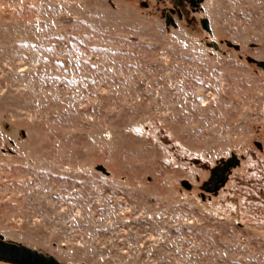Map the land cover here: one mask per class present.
Returning <instances> with one entry per match:
<instances>
[{
  "label": "rangeland",
  "instance_id": "374dc122",
  "mask_svg": "<svg viewBox=\"0 0 264 264\" xmlns=\"http://www.w3.org/2000/svg\"><path fill=\"white\" fill-rule=\"evenodd\" d=\"M0 235L63 264H264V0H0Z\"/></svg>",
  "mask_w": 264,
  "mask_h": 264
},
{
  "label": "water",
  "instance_id": "95a60500",
  "mask_svg": "<svg viewBox=\"0 0 264 264\" xmlns=\"http://www.w3.org/2000/svg\"><path fill=\"white\" fill-rule=\"evenodd\" d=\"M202 0H187L188 7L191 10L196 9ZM172 21V17L167 14L166 22ZM200 25L206 32H210L208 20L206 18L200 19ZM227 46L238 48V45H234L231 42H227ZM238 158L235 155H231L225 161L220 163L215 170L214 177L210 183L204 186L206 191H214L222 184L226 178L228 171L238 164ZM98 170L107 173L102 165L96 167ZM0 261L10 264H63L58 262L53 257L45 256L36 250L30 249L23 244L7 241L0 235ZM70 264V263H66Z\"/></svg>",
  "mask_w": 264,
  "mask_h": 264
}]
</instances>
